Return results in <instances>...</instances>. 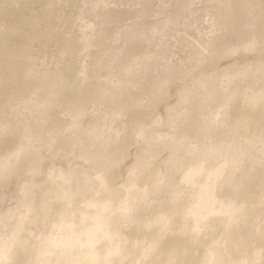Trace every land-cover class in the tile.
I'll use <instances>...</instances> for the list:
<instances>
[{
    "label": "rangeland",
    "instance_id": "1",
    "mask_svg": "<svg viewBox=\"0 0 264 264\" xmlns=\"http://www.w3.org/2000/svg\"><path fill=\"white\" fill-rule=\"evenodd\" d=\"M245 1L244 10H239L234 17L230 13L234 0H28L29 5L20 1L15 6L7 4L6 0H0V21H7L2 23L15 26L13 28L27 35L30 55L28 53L25 58V65L33 77H25V82L22 81L24 84L19 82L15 88H8L0 81V136L6 135L1 132L8 133L15 127L18 133H22L19 146L22 149L18 147L17 152L30 150L34 164L30 172L21 174L16 168L19 159L14 156L15 151L11 155L12 148L7 147L0 153V169L7 166L4 167L7 174L0 177L4 181L8 178L7 182L9 181L4 182L1 189L0 233L11 234L18 224L17 218L24 217V225L26 224L25 228L28 230L21 232H24L23 235L27 234L26 238L34 243L39 231L49 233L50 228L53 229L50 221L56 218L54 215L59 207L68 212L72 210L70 208L78 211L84 204L91 202L89 197L95 191L94 194L102 200L100 199V204L95 202L92 204L94 207H89L92 212L95 211L93 215L97 214L90 225H85L86 229L80 225L85 230L80 229L74 234V229L67 224L65 228H61L62 232L56 228L57 231L54 230L55 234L50 235L51 237L60 240L63 237L65 238L62 240L70 238L76 246H80V252L84 250L87 255L91 245L100 249L105 244L106 248H117L120 244L123 247L119 246L117 252L120 254L116 252V255H124L118 257L114 254L113 264L119 258L123 260L121 264H160L163 255L160 244L165 233L171 230L169 227L173 228L176 224L173 215L175 211V215L180 213L181 219L185 215V219H182L185 229L179 230L180 234L188 235L192 228L190 232L198 233L201 237L202 248L210 243L208 249L203 248L208 250L207 255L210 253L209 258L213 257V250H218L220 244L225 250L222 264H243V259L244 264H264V188L257 187L253 192L255 203L240 194L231 195L232 204L226 198L224 200L218 192L221 185L238 191L242 178L248 177L256 168L264 167V115L263 120L260 119L262 124L260 121L255 123L257 127L255 124L249 125L245 118L247 109L261 108L264 104V40L258 41L255 32L256 20L264 14V0ZM40 80L52 87H58L64 80L77 81L81 84V89L90 87L102 98L101 101L98 99L100 102H91L87 112L77 118L61 108L50 109V114L46 117L43 115L46 104L39 106L35 97L38 88L45 87ZM201 81L206 82L208 87ZM33 83H37L36 91L30 87ZM240 88L246 104L242 103L241 107H237L234 102L235 93ZM182 94L186 97H182ZM102 99L107 100H104L105 105ZM133 102H139L144 113L147 111L143 114L144 117H133L125 110L126 105L130 107ZM198 102L202 103L205 118L202 115L199 130L185 138L188 139V148H197L198 151L191 162L190 155L183 157L185 144L181 142L179 145L177 135L182 124L180 119L185 120L191 114L192 106ZM263 109L264 105V112ZM76 119L77 123L74 122ZM240 121L242 125H239ZM3 122H6V126H3ZM67 122L74 127L69 128ZM62 127L71 131H67V137L71 140L70 148L68 146L54 152L52 147ZM200 128L204 130L200 131ZM175 135L176 138L173 139ZM130 141V146L124 148V144ZM210 147L212 151L208 150ZM204 151L208 155L204 156ZM119 152L122 154L120 161L112 164L113 157ZM190 152L195 156L194 151ZM228 152L234 155L235 164L230 165L231 168L225 164L227 167L224 168L219 160L228 158ZM4 157H8L7 163L2 160ZM215 167L222 168V171L219 168V172L216 171ZM112 171L117 174V181L112 183L114 189L112 186L110 188L109 183L100 191L101 194L98 192L99 188L98 191L95 189L96 185H91L89 190L78 191L73 185L76 174L89 183L90 180L98 183ZM188 172H191V176ZM143 175H147V179L140 183L138 177ZM214 176L217 178L214 179ZM226 179H229L228 182ZM214 181L215 186H209L214 185ZM203 186L209 189H204ZM43 188L49 191L50 198L47 196L43 201L48 231H45L44 226V230L36 226L34 228L36 214L27 212L23 206L27 200L25 198L31 195L25 189L33 191L35 195ZM112 190L116 192L114 199L109 193ZM218 195L223 199L219 200ZM211 196L214 201L220 202L211 203ZM69 197H73L75 201L67 203ZM194 199L202 201L203 205ZM222 200L225 202H221ZM53 202L58 204V208L53 207L56 206ZM187 204L191 205V209ZM73 205H79V208ZM65 206L67 209L68 206L73 207L67 210ZM198 209L202 210L201 213ZM220 210H227V214L224 212L226 218H222L224 213L220 214ZM25 211L30 214V220L33 219V225L30 224L29 217L24 216ZM12 212L14 217L10 220H1ZM72 212L74 210L70 211ZM105 214V217L108 214L111 224H107L109 230L103 227L107 219H103L105 222L100 220L105 218ZM211 216L220 217L219 219L227 221L228 224L233 220L231 218H239L236 217L235 223L230 222L231 228L225 238V235L210 228V221H207L212 219ZM199 220L200 223L203 222V226ZM98 221L103 224L98 226ZM158 221L166 224H162L160 228ZM227 223L225 225L228 227ZM194 225L202 226L200 228L204 229L203 232H200V228L198 231L194 230ZM5 226L10 230L4 228ZM134 226H137L138 233L133 236L129 231ZM87 230L90 232H86ZM29 232L31 236L34 234L35 239L28 236ZM208 233L210 237H219L217 240L212 237L217 243L214 240L215 244L211 243L209 236L206 239L203 237ZM106 234L109 236L106 238L109 241L107 243L103 238ZM140 234H143L142 237ZM23 235L20 236L26 239ZM120 239L121 242H118ZM153 239L155 243L151 241ZM111 240L114 241L113 246H110ZM151 243L158 248L152 247ZM255 248L261 253L258 259L253 256ZM78 256L82 260L79 264L88 263L83 255Z\"/></svg>",
    "mask_w": 264,
    "mask_h": 264
},
{
    "label": "bare ground",
    "instance_id": "2",
    "mask_svg": "<svg viewBox=\"0 0 264 264\" xmlns=\"http://www.w3.org/2000/svg\"><path fill=\"white\" fill-rule=\"evenodd\" d=\"M24 2V3H28L27 1L28 0H6V2H7V4H11V6L12 5H14L15 6V4H17V3H19V2ZM244 1L245 0H234V3L233 4H231V8H230V13H231V15L233 14L234 15V17H235V13H237L239 10H244V5H243V3H244ZM6 2H5V4H6ZM33 2V1H32ZM233 2V1H232ZM246 3H247V1H245ZM21 5V4H20ZM27 5H29V3L27 4ZM26 5V6H27ZM17 7V6H16ZM260 7H262V6H260ZM26 8V7H25ZM20 9V8H19ZM242 10V11H243ZM241 11V12H242ZM1 12V11H0ZM12 13V12H11ZM263 13H264V10H263ZM262 13V14H263ZM8 14V13H7ZM241 14H243V13H241ZM3 15V14H2ZM11 15V14H10ZM13 15V14H12ZM230 15V16H231ZM232 15V16H233ZM238 15V14H237ZM261 15V14H260ZM262 16V15H261ZM12 18V17H11ZM260 19H257L256 20V23H255V27H256V30H255V32H256V35H257V38H258V41H262V40H264V14H263V16L262 17H259ZM1 20V19H0ZM11 20V19H10ZM30 21H31V19H29ZM3 21H0V81H1V83H3L4 85H6V86H8V88L9 87H13V88H15V85L17 86V85H19L18 83L20 82V84H21V82L22 81H24V79H25V77L27 78V76H28V79H29V76H31V78H33L32 77V73H31V71L29 70V68L25 65L26 63H25V58L26 57H28L27 55H28V53H29V41H28V38H26L27 37V35L25 36L22 32H20L19 30H16L15 28H13V27H15V26H13L12 27V25H11V27L10 26H8V24H3L4 22H7V21H5L4 20V22L2 23ZM8 22H11V21H8ZM32 22V21H31ZM17 23V22H16ZM15 23V24H16ZM32 24H34V22L32 23ZM10 25V24H9ZM3 29V30H2ZM20 29V28H19ZM42 34V33H41ZM43 35H44V33H43ZM252 45V44H251ZM29 55H30V53H29ZM252 68H253V66L252 67H250V69L252 70ZM201 78V77H200ZM36 79H34V81H35ZM37 81V80H36ZM41 82H42V84L45 86V87H40V88H38V86H37V88L39 89V91L37 90V96L35 95V97H37V103H38V105L39 104H43V103H45L46 105V108L45 109H43V110H45V111H43L44 112V114L43 115H45L46 117L48 116V113L50 112V109H53L54 110V108H61V109H63L64 111H68L69 113H72L73 115H74V118H77L78 116H81V115H83V114H85L86 112H87V108H88V105L91 103V102H97V101H99L102 97H99L100 95H98V94H96L90 87H85L84 89H81V84H79L77 81H67V80H64V81H62L60 84H59V86L58 87H52V86H47V85H51V84H49V83H47V85L46 84H44L43 83V81L42 80H40ZM25 82V81H24ZM24 82H22V84H24ZM27 82V81H26ZM33 82V81H32ZM204 85H205V87H208V85L206 86V82H203V81H201ZM40 83V82H39ZM46 83V82H45ZM2 84V85H3ZM28 84H29V82H28ZM35 84H37V83H35ZM34 83H33V85H30V87L31 88H33V89H35V91H36V85H35ZM40 86H41V83L39 84ZM19 87V86H18ZM7 88V87H6ZM16 89H17V87H16ZM33 89H31V90H33ZM209 88H207V90H208ZM241 88L239 89V91H236V93H235V104H236V106L238 107V106H240L241 107V104L242 103H245V96L241 93ZM208 91H210V89L208 90ZM31 92V91H30ZM34 94V93H33ZM182 97H186V95L184 94H182L181 95ZM264 96V95H263ZM234 97V96H233ZM99 99V100H98ZM103 100V99H102ZM106 102H107V100L106 99H104ZM103 100V101H104ZM113 100V99H112ZM262 100H263V97H262ZM101 101V100H100ZM99 101V102H100ZM102 101V102H103ZM105 101H104V105H105ZM108 101H111V99L110 100H108ZM233 102V103H234ZM249 102V101H248ZM108 103H111V102H108ZM139 103V102H138ZM137 102L134 104V102L132 103V105L131 104H129V105H131L130 107L128 106V105H126L127 106V109L125 108V110L126 111H128V114H130L131 116H133V117H135V116H138V117H144V115L143 114H145L147 111H145V113H144V110H143V108H141L142 106H140L139 104H138ZM263 103H264V101H263ZM246 104V103H245ZM245 104H243V105H245ZM250 104V103H249ZM248 104V105H249ZM37 105V107H39ZM233 105V104H232ZM247 105V106H248ZM264 105V104H263ZM262 105V106H263ZM192 106V105H191ZM234 106V105H233ZM251 106V105H250ZM249 106V107H250ZM256 106V105H255ZM254 106V107H255ZM259 106H261V105H259ZM262 106H261V108L259 107V108H252V109H250V110H248L247 108V112H246V116H245V118L247 119V121L246 122H248V124L249 125H252V126H254L253 124H255L257 121H260V124H262V122H261V120L260 119H262V115H264L263 113V111H262ZM193 108H192V110H191V114H189V115H187L188 117H186L185 118V120L183 119V122H182V119H180L181 120V123L182 124H180L181 125V127H180V129H179V134L177 135V142H179V145H180V143L181 142H183L184 144H185V150H184V152L182 153V155H183V157L185 156H188V155H190L191 157H190V161L192 160V159H194L195 157H196V153L198 152L197 151V148H195V149H190V148H188V145H187V141H188V139H185V138H187V136H191L193 133H195L197 130H199V121L200 120H202L201 118H202V115H203V107H202V103L201 102H198V103H196V104H194L193 106H192ZM244 107V106H243ZM191 108V107H190ZM233 109H234V111H236L235 110V106L233 107ZM237 109V108H236ZM245 108H243V110H244ZM245 109V110H246ZM41 110V109H40ZM264 110V109H263ZM249 111V112H248ZM1 112V111H0ZM42 112V113H43ZM42 113H41V116H42ZM238 113V112H237ZM50 114V113H49ZM244 114V113H243ZM243 114H241L242 116H243ZM11 115V114H10ZM9 115V116H10ZM89 115V114H88ZM147 115V114H146ZM172 115V114H171ZM236 115V114H235ZM1 116V115H0ZM9 116H6V117H9ZM72 116V115H71ZM204 116V115H203ZM237 116V115H236ZM44 117V116H43ZM51 117V116H50ZM82 118V117H81ZM204 118H205V116H204ZM234 118V117H233ZM264 118V117H263ZM5 119V118H4ZM44 119V118H43ZM62 119V118H61ZM67 119V118H66ZM239 119V118H238ZM242 119V118H241ZM2 120L3 119H1V122H2ZM56 120V119H55ZM82 120H84V119H82ZM235 120H237V118L235 119ZM263 120V119H262ZM10 121V120H9ZM16 121V120H15ZM57 121V120H56ZM243 121V120H242ZM245 121V120H244ZM7 122V121H6ZM6 122H3L4 124H3V126L6 124ZM74 122H78V119H76ZM238 122V121H237ZM12 123V122H11ZM17 123V122H16ZM19 123V122H18ZM55 123V122H54ZM69 125H70V127L69 128H71V126H73V125H71L69 122H67ZM72 123V122H71ZM240 123H241V121H240ZM239 123V125H242V123L240 124ZM9 124V123H8ZM15 124V123H14ZM13 124V125H14ZM63 124V123H62ZM67 124V125H68ZM74 124V123H73ZM82 124H83V122H82ZM204 124H207V123H204ZM245 122H244V127H245ZM260 124H258V126L260 125ZM61 125V124H60ZM65 125V124H64ZM79 125V124H78ZM209 125V124H208ZM6 126V125H5ZM17 126V128H18V125H16ZM57 126H59V125H57ZM83 126V125H82ZM255 126L257 127V124H255ZM1 127H2V124H1ZM0 127V128H1ZM56 127V126H55ZM74 127V126H73ZM248 128H249V126H247ZM11 128H12V126H11ZM15 128V127H14ZM14 128H12V129H10L9 131H8V133H3V132H1V134H6V135H3V136H0V153H1V151H5V149L8 147V148H12V153H11V155L13 154L14 155V152L13 151H15V155L14 156H16V159L19 161L18 162V164H17V169H18V171H21L22 173L21 174H23L24 172L26 173V172H30L31 171V169L34 167V164H33V162H32V160H31V156H30V150H22V151H20V152H17V148L21 145L20 144V139H21V134L20 133H18V131L16 130V129H14ZM58 128V127H57ZM203 128V127H202ZM254 128V127H253ZM8 129V128H7ZM19 129V128H18ZM56 129V128H55ZM206 129V128H205ZM241 129V128H240ZM250 129H251V127H250ZM62 130V131H61ZM70 131V129H63V127H62V129L60 128V131H59V134H58V138H56L57 140H56V142H54V144H53V147H52V149L54 150V152H57L58 150H61V148H63V149H65L66 147H68L69 146V144H70V142H71V140H70V138L69 137H67L68 135V133H67V131ZM202 129L200 128V131H201ZM204 130V129H203ZM202 130V131H203ZM252 130V129H251ZM251 130H249V131H251ZM6 131V132H7ZM22 132V131H21ZM71 132V131H70ZM248 132V131H247ZM56 133V132H55ZM250 133V132H249ZM245 137V136H244ZM176 138V135H175V137L173 138V139H175ZM175 141V140H174ZM177 142L175 141V144H177ZM186 142V143H185ZM174 143V142H173ZM182 143V144H183ZM130 144H131V141L130 142H126L125 144H124V148H128L129 146H130ZM179 145H177V147H179ZM184 147V146H183ZM197 147V146H196ZM19 148H21L22 149V147H19ZM69 148H70V146H69ZM211 148L212 147H210V149H208L209 151H212L211 150ZM229 148H231V147H229ZM63 149H62V151H63ZM232 149V148H231ZM230 149V150H231ZM11 150V149H10ZM9 150V151H10ZM203 149H201V151H202ZM207 150V151H208ZM215 149L213 148V151H214ZM226 150H228L229 151V149H226ZM141 151V150H140ZM139 151V152H140ZM190 151H194V155L195 156H193V155H191V152ZM206 151V150H205ZM204 151V156L205 155H208V154H206V152ZM232 151V150H231ZM59 152H61V151H59ZM67 152V151H66ZM122 152V151H121ZM121 152H119V153H117V155H115L114 157H113V162H112V164H115V163H118L119 161H120V159H121V156H122V154H120ZM216 152V151H215ZM4 153V152H3ZM9 153V152H8ZM200 153V152H199ZM207 153H209V152H207ZM212 153V152H211ZM210 153V154H211ZM216 153H219V152H216ZM230 153V154H229ZM139 154H141V153H139ZM228 158H223V159H221V161H222V163H221V161L219 160V163H220V165H222L223 167L225 166V167H227L225 164H227V165H232L233 163L235 164V157H234V155L232 154V152H228ZM200 155V154H199ZM202 155V154H201ZM8 156V155H7ZM10 156V155H9ZM203 155H202V157H204ZM210 156V155H209ZM1 157V156H0ZM18 157V158H17ZM10 158V157H9ZM15 158V157H14ZM205 158V157H204ZM2 160H5L6 161V163H7V161H8V157H4V159L2 158ZM197 160V159H196ZM206 160H207V158H206ZM205 160V161H206ZM179 161V160H178ZM180 161H182V159H180ZM188 161V160H187ZM186 161V162H187ZM201 161V160H200ZM203 161V160H202ZM204 161V163H206V162H208V161H206L205 162ZM218 161V160H217ZM2 162V161H1ZM192 162V161H191ZM195 162V161H194ZM196 162H198V161H196ZM210 162V161H209ZM203 163V164H204ZM219 163L217 164L216 163V165H219ZM4 164V163H3ZM192 165V164H191ZM208 165V164H207ZM209 165H211V164H209ZM6 165H4V166H2V169H0V176H3L4 177V175H6L7 174V172H5L4 171V167H5ZM16 166V165H15ZM196 166H198V167H200L201 166V164H196ZM203 166V165H202ZM204 166H206V165H204ZM214 166V165H213ZM221 166V167H222ZM7 167V166H6ZM220 167V166H219ZM219 167H217V168H219ZM224 167V168H225ZM14 168V167H13ZM192 167H189V169H191ZM201 168H203V167H201ZM208 168H209V166H208ZM217 168L215 167V169H216V171H218L217 170ZM230 168H231V166H230ZM15 169V168H14ZM204 169V168H203ZM203 169H201V170H203ZM213 169H214V167H213ZM16 170V169H15ZM148 170V169H147ZM219 170H221L222 171V168L220 169L219 168ZM6 171H8V172H10L9 171V169H7ZM210 171V170H209ZM223 171H225V170H223ZM3 172H4V174H3ZM14 172V171H13ZM12 172V173H13ZM151 172V171H150ZM206 172H207V169H206ZM219 172V171H218ZM191 173V172H190ZM189 172L187 173V174H189L190 176H191V174H190ZM221 173V172H220ZM224 173V172H223ZM10 174V173H9ZM195 174V173H194ZM212 175H213V173H211ZM196 175V174H195ZM194 175V176H195ZM214 175H216V174H214ZM221 175V174H220ZM146 176L147 175H143V176H140V177H138V178H140L139 179V182L140 183H143L144 181H145V179H147L146 178ZM185 176H186V174H185ZM184 176V178L186 179V177ZM217 176V175H216ZM216 176H214V179H216L217 177ZM12 177V176H11ZM193 177V176H192ZM196 177V176H195ZM216 177V178H215ZM10 178V177H9ZM75 181H74V183H73V185H74V187H75V189H76V191H78V190H87L91 185H93L94 187H95V185H96V187H95V189L97 190V188H99V193H100V191H103L102 189L104 188V186L105 185H108L109 183H111L110 184V188H111V186L113 185L112 183H114L115 181H117L116 179H117V174H115V172L114 171H112V172H108L107 173V175L105 176V178H103V179H101V181H99L98 183L96 182H94L93 180H90V183H89V181H87V180H83V178H81V177H79V175H77L76 174V176H75ZM5 179V178H4ZM8 179V178H7ZM7 179H6V181H4L3 180V178H1L0 177V195H1V189H2V187L4 186V182H6V183H8L7 182ZM191 179V178H190ZM189 179V180H190ZM213 179V180H214ZM10 180V179H9ZM192 180H193V178H192ZM192 180L190 181V182H192ZM212 180V181H213ZM227 180V182H228V180L229 179H226ZM225 180V181H226ZM242 181L240 182V188H239V190L238 191H232V189H230V188H228V187H225V185H221V186H219V189H218V192H219V194H221L222 195V197L224 198V200H225V198L227 199V201H229V203H232V199H231V195H240L241 194V196H247L248 198H249V200H250V202H252V203H255L256 202V197L254 196V191H255V189L258 187H261L260 189H263L264 188V167H262V168H256L254 171H252L251 172V174L248 176V177H245V178H242L241 179ZM184 182H186L185 180H184ZM189 182V181H188ZM189 182V183H190ZM196 182V181H195ZM194 182V183H195ZM227 182H224L225 184H227ZM5 183V184H6ZM95 183V184H94ZM198 183H199V181H198ZM212 183V182H211ZM215 183H216V181H214V185H209V186H215ZM115 184V183H114ZM196 185H197V183H195ZM213 184V183H212ZM8 185V184H7ZM208 185V184H207ZM198 186V185H197ZM208 186V187H209ZM6 187V186H5ZM24 188H27L26 186L24 187ZM92 188V187H91ZM112 188H113V186H112ZM203 188H204V186H203ZM203 188H201V189H203ZM211 188V187H210ZM213 188H215V187H213ZM94 189V188H93ZM93 189H92V191H93ZM94 189V190H95ZM109 189V188H108ZM114 189V188H113ZM165 189V188H164ZM196 189H198V188H196ZM204 189H209V188H207V186H206V188H204ZM25 190H27V193L29 192L31 195L30 196H28V194L26 193V196H28L27 198H25V199H27V200H25L24 201V207L26 208V210H27V212L28 211H31L30 213H35L36 215H34L35 216V221L33 220V222H34V228H35V226L37 227V228H43V226H44V228H46L47 227V223L45 224V214H46V209H45V207H44V199H46V197L47 198H49V191L48 190H46L45 188H43V189H40L39 190V192H37V191H35V192H37L35 195H34V193H33V191L32 192H30V191H28V189H25ZM89 190V189H88ZM110 190V189H109ZM150 190V189H149ZM214 190V189H213ZM26 191H24V193H25ZM166 192V191H165ZM169 191H167V193H168ZM211 192V191H210ZM236 192V193H235ZM48 193V194H47ZM94 193H96L95 191L93 192V196L92 195H90V197H89V201H90V199H91V202L90 203H88L87 201V204L85 205L84 203H86V202H83V204H84V206H82L81 208H80V210L78 209V211L76 210V209H73V208H70V209H72V210H74V212H72V213H70V211H72V210H69V212L68 211H66L65 209H64V207H63V209L66 211V213H65V211L64 210H62L60 207H59V209H57L56 210V213H55V215H54V217L56 216V218L52 221H50V226H52L53 227V229L52 228H50L51 230H53V231H49V233L48 232H43V230H44V228H43V230H42V232L43 233H40V231L37 233V234H35V235H37V237H39V241L37 240V237H36V242H30L31 241V237L32 238H34L35 236H34V231H32L31 233L33 234L32 236L30 235V232H29V235L28 236H30V241L26 238V236L25 235H27V234H25V235H23L24 234V230H26L27 228H25V225H24V217H23V219L22 218H17V222H18V224H17V226H16V228L15 229H12V230H14L11 234H3L2 235V233H0V235H2V236H0V264H79L82 260H81V258H79V254L80 255H83L84 256V259L85 260H88V263L87 264H113L114 262H113V260L112 259H114L113 258V255L115 254H117V253H119L120 254V252H117L118 250H119V246H120V244H119V246H117V248H113L114 246H113V243H114V241H112V245L110 244V246H113L112 248H106L107 247V244H105V241H106V238L108 237L109 238V236L106 234V236L105 237H103V238H105V241H103L104 243L103 244H105L104 246H102L100 249H98L97 247H94L93 245H91L92 246V248L89 250V253H88V255L86 254V252H84V250H83V252L81 253L80 252V250H81V248H80V246H76L75 245V243L73 242V240H71L70 238L69 239H64V240H62L63 238H65V237H63L61 240L60 239H56V238H54V237H51L50 235H54L55 234V231L54 230H56V228H58L59 229V232H60V230H61V228H65L66 227V225L67 224H70L71 225V227H72V230L74 229V234H76L75 232H77V231H80V229H82V230H85L87 227L85 226V225H88L89 223H91L92 221H93V219L95 218L94 216H96V215H93L94 213L93 212H95V211H91L90 209H89V207H91V206H93L92 204H94L95 202L96 203H99L100 204V199L102 200V198H100L99 199V196L97 197L96 196V194H94ZM99 193H97V195H99ZM110 194H111V197L114 199V197H115V190H112V193L111 192H109ZM211 193H213V192H211ZM91 194V193H90ZM101 194V193H100ZM130 194V193H129ZM194 194V193H193ZM195 194H197V193H195ZM202 194V193H201ZM109 195V194H108ZM199 195H200V193H199ZM198 195V196H199ZM215 195V194H214ZM214 195H213V197H214ZM217 195V194H216ZM94 196H96V198H94ZM102 196V195H101ZM194 196V195H193ZM219 196V195H218ZM30 197V198H29ZM67 197V196H66ZM123 197V196H122ZM29 198V199H28ZM94 198V199H93ZM98 198V199H97ZM110 198V197H109ZM108 198V199H109ZM194 198H196L195 196H194ZM201 198V197H200ZM211 198H212V196H211ZM215 198V197H214ZM221 196H219V200H221V199H223V198H221ZM50 199V198H49ZM49 199H48V201H49ZM67 199H69L68 201H67V203H69V201L70 202H72V200L74 199L73 197H69V198H67ZM92 199H93V201H92ZM97 199V200H96ZM126 199V198H125ZM130 199V198H129ZM57 201L59 200V198H57L56 199ZM127 200V199H126ZM125 200V201H126ZM195 200V199H194ZM197 200V199H196ZM195 200V201H196ZM212 200H213V198H212ZM55 201V200H54ZM75 200H73V202H74ZM108 201V200H107ZM111 201V200H110ZM124 201V202H125ZM199 200H197L196 202L197 203H201L202 201H199ZM215 201H218V200H215ZM214 200L213 201H211V203L212 202H214V203H216ZM72 202V203H73ZM103 202V201H102ZM112 202H113V200H112ZM185 202H187L186 200H185ZM184 202V203H185ZM191 201H189V203H190ZM218 202H220V201H218ZM221 202H225V201H221ZM53 203H55V202H53ZM52 203V204H53ZM188 203V204H189ZM193 203V202H192ZM106 204V203H105ZM187 204V205H188ZM194 204H196V203H194ZM193 204V206H196V205H194ZM202 204V203H201ZM233 204V203H232ZM55 205L56 206H53L54 208L55 207H57L58 206V204H56L55 203ZM104 205V204H103ZM177 205V204H176ZM186 205V206H187ZM203 205V204H202ZM226 205H227V203H226ZM51 206V207H52ZM59 206H60V204H59ZM74 207H76V208H79L78 206L79 205H73ZM73 206H68V209H69V207H73ZM130 206V205H129ZM189 206V205H188ZM191 206V205H190ZM190 206L188 207V208H190ZM212 206V205H211ZM224 206V205H223ZM66 207V209H67V206H65ZM94 207V206H93ZM99 207V206H98ZM123 207V206H122ZM203 207V206H202ZM213 207V206H212ZM254 207V206H253ZM58 208V207H57ZM92 208V207H91ZM121 208V207H120ZM123 208H125V207H123ZM52 209V208H51ZM56 209V208H55ZM67 209V210H68ZM102 209V208H101ZM130 209V208H129ZM191 209V208H190ZM193 210H194V208H192ZM202 209V208H201ZM227 210H229V209H227ZM226 210V211H227ZM76 211H77V213H76ZM177 211H179V210H177ZM189 211V210H188ZM187 211V212H188ZM198 211H199V209H198ZM201 211L202 210H200L199 211V213H201ZM226 211H224L225 213H226ZM233 211H234V209H233ZM26 212V211H25ZM26 212V213H27ZM53 212V211H52ZM102 212H103V210H102ZM175 212V211H174ZM174 212H173V215L175 216V226L173 227V228H171V227H169L171 230L169 231V232H167V233H165V236H164V238L162 239V241H161V250H163V255H162V257H161V259H160V264H222V259H223V257H224V254H223V252L225 251L224 250V248H222V247H220V244L218 245L219 246V248H218V250H213V251H210V252H213L214 254H213V257L212 258H209V256H211L210 255V253H208V255H207V251H205L203 248H207V246L210 244H208L207 246H203V248H202V246H201V237L198 235V233L197 232H195V233H197V234H193L194 232H190L191 231V229L188 231V235H185V234H183L182 235V233L180 234V232H179V230H183V228H184V226L185 225H183L184 223V219H185V215L184 214H182V215H184L183 216V220L181 219V216H180V213L178 212V213H176V215L174 214ZM190 212H192L191 210H190ZM217 212V211H216ZM220 212V214H221V212H223V210L221 211H219ZM219 212H217V214H219ZM223 212V213H224ZM25 213V215L24 216H28L29 217V219H28V217L26 218V220L28 219L29 220V222H30V224H32L33 225V223H31V221L32 220H30V218H31V216H30V214L29 213H27L26 214ZM74 213V214H73ZM97 213V212H96ZM182 213H185V212H182ZM189 213V212H188ZM188 213H186V214H188ZM194 213H197V212H194ZM225 213L223 214L224 215V217H222V218H226L225 217ZM228 213H229V211H228ZM231 213V212H230ZM235 213V212H234ZM12 214V215H11ZM189 214H191V213H189ZM211 214H213V213H211ZM227 214V213H226ZM172 215V216H173ZM193 215V214H192ZM12 216H13V212L12 213H9V214H7L4 218H2L1 220H3V219H7V220H10V218H12ZM104 217L106 216V214L105 215H103ZM102 216V217H103ZM173 216V217H174ZM190 216V215H189ZM199 216H202V215H200L199 214ZM240 216V215H239ZM14 217V216H13ZM17 217H18V215H17ZM49 217V216H48ZM107 217H108V214H107ZM107 217H105V218H102V219H100V220H102L103 222H105L103 219H107V221L103 224V222L102 221H98L99 222V224L100 225H98V223H97V225L98 226H101V223L103 224V225H105V226H103V227H106V229L105 230H109L108 229V226H107V224H109V226L111 225L110 223H109V220H108V218ZM191 217V216H190ZM189 217V218H190ZM213 216H211V218H212ZM215 217H217V216H215ZM228 217V216H227ZM237 217V219L239 218L238 216H236ZM236 217H233V218H231V219H233L232 221H233V223H235V220H236ZM32 218H33V216H32ZM193 218V217H192ZM196 218V216L194 217V219ZM220 217H218V218H212L211 220H208L207 222H209V224H210V228L213 230V231H218L219 233L218 234H223V236L225 235V238H226V236H227V233H228V230H229V228H231L229 225H230V222H232V221H230L229 222V224L227 223V221L226 222H224L223 220H221V219H219ZM229 218V217H228ZM96 219L98 220V218L96 217ZM172 219V218H171ZM174 219V218H173ZM197 219H199L198 217H197ZM201 219V221H203V218H200ZM209 219H210V217H209ZM27 220V221H28ZM167 220H168V217H167ZM186 220H188V218L186 219ZM190 220H192V219H190ZM229 220V219H228ZM16 221V220H15ZM166 221V220H165ZM172 221V220H171ZM183 221V222H182ZM193 221V220H192ZM46 222H47V220H46ZM159 222V221H158ZM161 222H163V221H161ZM161 222H159L160 224H161V227L160 228H162V224L164 225V224H166V222L164 223H161ZM174 222V221H173ZM194 222H197L196 220L194 221ZM206 222V223H207ZM6 223V222H5ZM12 223H14L13 221H12ZM12 223H11V227H12ZM168 223V222H167ZM199 223H200V220H199ZM201 223H203V222H201ZM200 223V225H202ZM228 224V227L225 225V224ZM232 223V224H233ZM15 224V223H14ZM186 224V223H185ZM232 224H231V226H232ZM28 225V224H27ZM31 225V226H32ZM78 225H79V227L80 228H78ZM85 226V229H83V227L81 228V226ZM90 225V224H89ZM190 225H193V223H191ZM189 225V226H190ZM196 225L198 226V223H196ZM204 225V224H203ZM202 225V226H203ZM187 226L188 225H186V228H187ZM196 226V227H197ZM202 226H200L201 228H203ZM209 226V225H208ZM90 227V226H89ZM88 227V228H89ZM191 227V226H190ZM192 227H194V230L195 229H197V231H198V228H200V227H195V225L194 226H192ZM4 228H6V229H8L6 226L4 227ZM36 228V229H37ZM98 228V227H97ZM189 228V227H188ZM200 228V229H201ZM207 228V227H206ZM49 229V228H48ZM48 229L46 228V230L45 231H48ZM111 229V228H110ZM185 229V228H184ZM260 229V228H259ZM9 230H10V228H9ZM28 230V229H27ZM29 230H31V227H30V229ZM63 230V229H62ZM62 230H61V232H62ZM100 229H98V231H99ZM103 229H101V231H102ZM193 230V229H192ZM204 230V229H203ZM203 230L201 229V231L200 232H203ZM5 231H8V230H5ZM21 231H24L23 233L21 232ZM57 231V230H56ZM89 230H87L86 232H88ZM116 231V230H115ZM210 231V230H209ZM0 232H2V231H0ZM21 232V233H20ZM90 232V231H89ZM88 232V233H89ZM104 232V231H103ZM107 232V231H106ZM105 232V233H106ZM111 232H113L112 231V229H111ZM130 232V234L131 235H137V226H134L133 227V229H131V231H129ZM189 232L191 233V235L189 234ZM206 232H207V229H206ZM205 232V233H206ZM4 233V232H3ZM87 233V234H88ZM101 233V232H100ZM100 233H98L99 235H100ZM209 233H211V232H209ZM208 233V235H204L203 237L205 238L206 236H209L210 237V234ZM214 233V232H213ZM86 234V235H87ZM113 234V233H112ZM121 234V233H120ZM119 234V235H120ZM186 234H187V232H186ZM193 234V235H192ZM200 234V233H199ZM203 234V233H202ZM216 234V233H215ZM214 234V235H215ZM217 234V235H218ZM20 235H23V236H25V238L27 239H24L22 236H20ZM40 235V236H39ZM133 235V236H134ZM139 235V234H138ZM143 235V234H142ZM142 235L140 234V236L142 237ZM213 234H211V236H212ZM104 236V235H103ZM118 236V235H117ZM145 236V235H144ZM143 236V237H144ZM216 236V235H215ZM215 236H212V237H215ZM220 236V235H219ZM41 237V238H40ZM137 237V236H136ZM158 237H160V235L158 236ZM208 237V238H209ZM212 237H210L211 238V240H212V242L211 243H217L214 239H216V237L213 239ZM218 237V236H217ZM74 238H76V236L74 237ZM135 238V237H134ZM207 238V239H208ZM219 238V237H218ZM217 238V239H218ZM35 239V238H34ZM33 239V240H34ZM137 239V238H136ZM206 239V238H205ZM216 239V240H217ZM101 240V239H100ZM117 240V239H116ZM202 240H203V238H202ZM213 240H214V242H213ZM38 241V242H37ZM108 241V240H107ZM107 241H106V243H107ZM110 241V242H111ZM151 241H153L154 243H155V241H154V239L153 240H151ZM206 241V240H205ZM109 242V241H108ZM118 242H121V239L118 241ZM117 242V243H118ZM152 242V243H153ZM208 242V241H207ZM210 242V241H209ZM91 243V242H90ZM94 243V242H93ZM98 243V242H97ZM116 243V242H115ZM152 243H151V246H152ZM158 243V242H157ZM156 243V244H157ZM204 243H206V242H204ZM214 243V244H215ZM220 243H222V245H223V242L221 241ZM35 244V245H34ZM95 244V243H94ZM102 244V245H103ZM150 244V243H149ZM96 245H98V244H96ZM158 245V244H157ZM203 245V244H202ZM205 245V244H204ZM99 246V245H98ZM101 246V245H100ZM99 246V247H100ZM153 246L155 247V245L153 244ZM152 246V247H153ZM211 247H212V244L210 245ZM121 247V246H120ZM123 247V246H122ZM121 247V248H122ZM150 247V246H149ZM148 247V250L150 249ZM157 247V246H156ZM155 247V248H156ZM216 247V246H215ZM226 247H227V245H226ZM155 248H154V250H155ZM158 248V247H157ZM208 248H209V246H208ZM207 248V249H208ZM80 249V250H79ZM212 249H213V247H212ZM254 249V248H253ZM151 250H153V249H151ZM82 251V250H81ZM124 251V250H123ZM147 251V250H146ZM117 252V253H116ZM124 253H126V252H124ZM150 253H152V251L151 252H149L148 253V255L150 254ZM118 254V255H119ZM147 254V253H146ZM146 254H144L145 256H144V258L146 259ZM212 254V253H211ZM114 255V256H115ZM118 255H116V256H118ZM121 255L123 256L124 254L123 253H121ZM261 255V253H260V251H259V249L258 248H255V251H254V257L256 258V259H258V257ZM120 256V255H119ZM118 256V257H119ZM122 256H120V257H122ZM139 256H140V254H139ZM112 257V258H111ZM112 260V261H111ZM115 261V260H114ZM122 261L123 260H120V258L116 261L117 263H115V264H121L122 263ZM121 262V263H120ZM244 262H245V260L243 259V264H244Z\"/></svg>",
    "mask_w": 264,
    "mask_h": 264
}]
</instances>
